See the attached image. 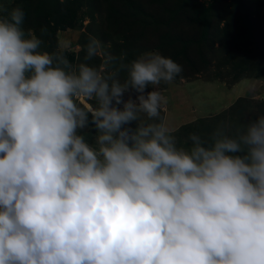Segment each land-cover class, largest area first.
<instances>
[{"label": "clouds", "instance_id": "9594fccd", "mask_svg": "<svg viewBox=\"0 0 264 264\" xmlns=\"http://www.w3.org/2000/svg\"><path fill=\"white\" fill-rule=\"evenodd\" d=\"M24 20L0 5V264H264V114L178 143L173 58L73 65Z\"/></svg>", "mask_w": 264, "mask_h": 264}, {"label": "rangeland", "instance_id": "374dc122", "mask_svg": "<svg viewBox=\"0 0 264 264\" xmlns=\"http://www.w3.org/2000/svg\"><path fill=\"white\" fill-rule=\"evenodd\" d=\"M0 5L21 7L25 30H34L46 51L63 43L73 65L84 61L90 36L124 62L148 50L173 58L183 71L158 90L164 97L161 116L178 143L220 126L235 131L264 114V0H0ZM87 62L109 70L102 55ZM78 103L88 108L95 101L80 97ZM82 134L89 141L95 136L91 128Z\"/></svg>", "mask_w": 264, "mask_h": 264}, {"label": "crops", "instance_id": "0c3cea01", "mask_svg": "<svg viewBox=\"0 0 264 264\" xmlns=\"http://www.w3.org/2000/svg\"><path fill=\"white\" fill-rule=\"evenodd\" d=\"M194 116H196V115H194V114L192 113L191 116H190V118H191V117L193 118Z\"/></svg>", "mask_w": 264, "mask_h": 264}]
</instances>
